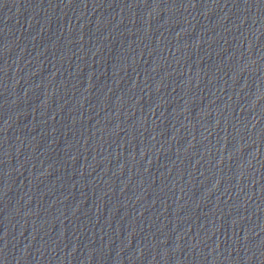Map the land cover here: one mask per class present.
<instances>
[{
    "label": "water",
    "instance_id": "95a60500",
    "mask_svg": "<svg viewBox=\"0 0 264 264\" xmlns=\"http://www.w3.org/2000/svg\"><path fill=\"white\" fill-rule=\"evenodd\" d=\"M0 264H15L3 174L0 164Z\"/></svg>",
    "mask_w": 264,
    "mask_h": 264
}]
</instances>
